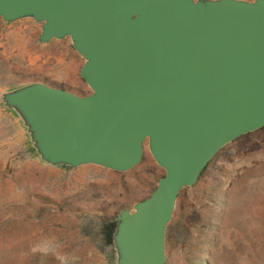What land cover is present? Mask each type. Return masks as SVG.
I'll return each mask as SVG.
<instances>
[{"label": "water", "instance_id": "obj_1", "mask_svg": "<svg viewBox=\"0 0 264 264\" xmlns=\"http://www.w3.org/2000/svg\"><path fill=\"white\" fill-rule=\"evenodd\" d=\"M0 21L70 41L89 88L30 82L1 90L0 109L48 168L128 173L148 150L164 175L114 219L113 262L168 264L180 194L264 129V0H0Z\"/></svg>", "mask_w": 264, "mask_h": 264}, {"label": "rangeland", "instance_id": "obj_2", "mask_svg": "<svg viewBox=\"0 0 264 264\" xmlns=\"http://www.w3.org/2000/svg\"><path fill=\"white\" fill-rule=\"evenodd\" d=\"M39 35L30 21H0V91L30 82L57 85L63 67L55 60L66 58L62 44L71 48L70 41L41 46ZM163 175L148 150L128 173L48 168L28 149L17 121L0 109V264H59L32 253L45 237L75 256L74 264H114L112 249H102L96 232L149 197ZM167 255L168 264H264V129L224 148L180 194Z\"/></svg>", "mask_w": 264, "mask_h": 264}, {"label": "crops", "instance_id": "obj_3", "mask_svg": "<svg viewBox=\"0 0 264 264\" xmlns=\"http://www.w3.org/2000/svg\"><path fill=\"white\" fill-rule=\"evenodd\" d=\"M21 42H19L16 51L21 53ZM66 45V44H65ZM62 44V47L65 49L64 59L56 58L55 63L58 65H62V69L60 72V77L54 78V82L57 83L55 87L66 89L78 95L86 94L87 85L83 82V80L79 77V71L81 66L79 67V59L80 57L71 49L69 46H65ZM35 59L40 60V56H34ZM66 60H69V63H66ZM71 77V78H70ZM48 85V84H47ZM50 85V84H49ZM53 86V85H50Z\"/></svg>", "mask_w": 264, "mask_h": 264}, {"label": "clouds", "instance_id": "obj_4", "mask_svg": "<svg viewBox=\"0 0 264 264\" xmlns=\"http://www.w3.org/2000/svg\"><path fill=\"white\" fill-rule=\"evenodd\" d=\"M62 244H60L54 237H45L35 243L32 246V253L39 254L42 257H53L59 264H74V261L77 259L75 256L70 253L61 251Z\"/></svg>", "mask_w": 264, "mask_h": 264}, {"label": "trees", "instance_id": "obj_5", "mask_svg": "<svg viewBox=\"0 0 264 264\" xmlns=\"http://www.w3.org/2000/svg\"><path fill=\"white\" fill-rule=\"evenodd\" d=\"M115 230V223L112 220L105 221L100 225L98 232L95 236L100 238L99 242L102 246V249H112V236Z\"/></svg>", "mask_w": 264, "mask_h": 264}]
</instances>
